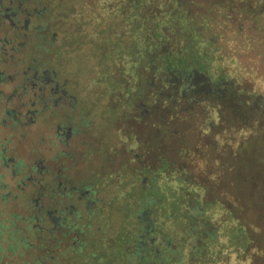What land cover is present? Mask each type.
<instances>
[{"label": "trees", "instance_id": "16d2710c", "mask_svg": "<svg viewBox=\"0 0 264 264\" xmlns=\"http://www.w3.org/2000/svg\"><path fill=\"white\" fill-rule=\"evenodd\" d=\"M43 1L39 0V5ZM49 1L39 7V12L43 13V21L47 17L44 22L54 42L47 46L38 42L35 48L42 55L49 53L61 58L67 44L74 48L88 46L95 69L88 83L97 88L87 107L91 123L104 127L116 119L118 112H130L153 86L152 79L147 80L150 74H193L203 77L214 90L220 88V98L227 97L230 90L221 88L229 85H235L239 95H244L242 84L253 86L247 96L255 101L248 108L256 120L253 125L243 122L237 130L240 143L259 138L264 147V0H236L240 5L238 11L237 4L231 5L229 0L224 8L212 3L207 14L192 11L191 6L178 0ZM234 12H238L235 19ZM33 58L37 62L39 56ZM78 74L80 69L75 75ZM110 101L115 103L113 109ZM239 102L236 103L242 106L243 101ZM94 107L100 113L93 117ZM150 172L153 171L121 170L117 175L108 173L97 178L94 184L100 197L95 219H99L101 226L99 230L83 232L80 239L85 242L84 247L79 253L74 252L75 247L67 250L65 261H61V254L41 251L42 238L46 241L50 231L40 220H33L32 214L22 220L15 213H6L8 220L0 214V261L7 258L9 262L5 264H264V242L253 235L255 228L245 224L233 202L208 200L205 188L191 178L187 168H171L164 162L152 177ZM110 182L111 194L105 189ZM14 196L6 195L0 187L4 215L5 204L14 201ZM19 218L23 231L15 226ZM4 233L13 241L6 244V250L2 247ZM28 250L31 255L25 259Z\"/></svg>", "mask_w": 264, "mask_h": 264}, {"label": "rangeland", "instance_id": "374dc122", "mask_svg": "<svg viewBox=\"0 0 264 264\" xmlns=\"http://www.w3.org/2000/svg\"><path fill=\"white\" fill-rule=\"evenodd\" d=\"M178 1L191 6L192 11L206 13L212 9L210 4L214 3L217 8H224V3L228 0ZM49 2L45 0L39 5V0H26L23 2V7L40 9L41 5H48ZM229 4L234 6L237 4L238 11L240 7L238 1L229 0ZM232 15L235 19L238 12ZM45 20L48 21L47 17ZM40 24L41 26L45 24L44 29L48 33V39L46 38L41 45L47 46L46 42L51 36L48 24L43 20L34 19L29 24V29ZM4 27L7 28V25ZM39 34L41 33L38 32L37 35ZM5 38L9 39V36L0 31V46ZM18 41L21 43V40ZM35 47H38V40L32 38V42L27 43L26 46L18 45V49L13 54L7 46L3 47L6 49V54H0V72L8 82V85L0 87L4 90V94L0 95V151L4 150L6 157H14L22 167L24 166L19 177L14 181L7 171L4 172L1 181L8 183L12 193L18 196L14 201L5 204V215L2 213L3 206L0 207L3 219H9L10 216L8 217L6 213H15L22 220L31 213L29 207L33 206L36 200L40 204H47L50 201L49 188L43 187L46 181L44 175L34 174L36 177L33 183L25 178L31 173L30 168L33 165L59 173L56 182L62 181L69 190L88 185L91 174L102 175L110 172L117 175L121 170L133 173L139 169H149L154 172L162 163L167 162L171 168H187L191 178L205 188L208 200L228 204L233 202L245 224L255 228L256 232L253 235L264 242V180L262 178L264 147H261L263 140L251 138L246 144H242L238 132L243 122L253 125L256 120L252 116L251 109L248 108L255 101L247 96L252 90L251 84L241 85L244 95H239L235 85L221 88L230 92L226 98H220V88L214 90L203 77L196 76L197 91L186 83L181 86L179 95L176 83L181 76L180 73H160L153 79L156 92H160L157 105H154L152 100L154 90L150 89L137 101L130 112H118L116 119L109 122V125L97 128L92 122L85 127L78 124L80 118L78 108H74L71 113L68 112L67 101L63 107L67 113L58 112L50 115L49 106L44 109L43 103L32 105L36 99L34 97L36 90L29 88L24 94L21 90H17L15 94L13 90L21 85L23 71L26 70L25 66L29 59L38 55L40 61H49L47 65L54 67L57 80L64 83L65 88L71 89L73 82L79 83V88L71 91V94L87 109L91 104V97L97 90L91 85L92 83H88V79L95 74L88 46L84 44L74 48L67 44L62 49L61 58L47 53L42 55ZM11 54L12 58H10ZM79 69L80 74L75 75ZM152 78L150 74L147 80ZM174 84L175 86H172ZM239 100L243 101L242 106L236 103H240ZM109 106L112 108L115 103L110 101ZM234 108L236 112L233 111ZM9 109L21 110L22 114L12 121L5 113L10 111ZM35 109L38 113L34 122L25 121V111ZM99 113V108H92L93 117ZM109 114L111 115L110 111ZM82 115L83 119L87 118L86 114ZM68 116L71 117V121L67 122V127L76 125L78 132L64 146H60L54 138L55 124L64 121L63 117L67 119ZM217 116L219 120L217 118L216 121ZM210 122L212 123L208 126ZM50 141L55 146L49 148ZM62 152L65 155L57 156ZM257 163L263 167L260 168ZM0 171H2L1 167ZM153 172L149 173L150 177L153 176ZM18 179L22 182L21 187L25 188L24 191L14 190ZM105 189L111 194L112 183L110 182V187L106 186ZM58 203L57 199L51 207H59ZM15 226L23 231L24 225L20 218L16 220ZM44 239L43 237L41 251L61 254V261H65V249L68 244L55 245V238L46 241ZM34 241L38 243L37 240ZM7 243L13 241H9L4 233L3 249L7 247ZM28 252L30 250L24 255L25 259L31 255ZM5 254L6 252H3V255ZM7 262H9L7 258H2L0 264Z\"/></svg>", "mask_w": 264, "mask_h": 264}, {"label": "flooded vegetation", "instance_id": "af4514ba", "mask_svg": "<svg viewBox=\"0 0 264 264\" xmlns=\"http://www.w3.org/2000/svg\"><path fill=\"white\" fill-rule=\"evenodd\" d=\"M24 1L26 0H15V2L14 0H0V31H2L6 36H9V39L5 38L3 41H1L4 43L2 46H0V54H6V49L3 48L4 46H7L8 50L13 54V52H16L18 49V45L26 46L27 43L32 42V38H35V40L37 38L40 44H42L47 38L48 33L45 32L46 30L44 29V25H36L33 27V29H29V24L33 22L34 19L38 21L42 20L41 15L43 13L39 12L40 9L38 8H24ZM5 25H7V28L4 27ZM38 32L41 34L37 35ZM53 37L54 36L52 35L50 36V40L48 41L49 43L54 42ZM18 40H21V43H19L20 41ZM12 54L10 55V58H12ZM33 57L29 59L25 66L26 70L23 71L21 85H19L17 89L13 90V92L16 94L17 90H21V93L24 94L29 88L36 90L34 96L36 99L32 105L36 103H43L44 109H47L49 106L51 110L50 115H53V113L58 114V112H66L63 107L67 101L69 107L68 112L71 113V111L75 110L74 108H78L79 110L80 118L78 124L85 127L89 126L91 123L90 120L87 118L83 119L82 115L86 114L85 112L88 110L85 108L84 112V107L82 106V108L80 106L81 101L71 94V91L73 92V90H77L79 88V83L73 82L71 89L65 88L64 83H61L57 80L54 67L52 68V66L47 65L49 64V61H40L37 59L38 61L36 62V60H33ZM156 73L157 75L154 74V76L152 74L153 78L151 80V84H153V86L150 87L152 91L154 90V96L152 95L154 105H157L160 95L159 91L156 92L155 82L153 81V79L157 78L159 75L158 71ZM180 75L181 76L176 83V86H178L179 95L181 86L186 83L194 87L196 90V76L190 75L186 77L181 73ZM5 85H8V82H6L3 74L0 72V87ZM172 86H175V84ZM150 89L148 91H150ZM158 89H160V87ZM1 94H4L3 88L0 89V95ZM141 97L143 98V95ZM20 111L21 110L18 109H12L10 111H6L5 113L6 116L13 121L19 114H22ZM37 113L38 110L36 109L25 111V121L33 123ZM90 114L91 113L87 112L86 116L89 118L88 115ZM63 118H65L64 121H59L57 124H55V130L53 132L54 138L60 146H64L67 141L78 132V129L75 128L76 125L67 127V122L71 121V117L68 116L67 119L66 117ZM16 121L19 120L16 119ZM97 128H99V126H97ZM50 143L51 146L49 148L54 145L52 141H50ZM63 154L65 155L63 152L58 153L57 156ZM0 167L2 168V171H0V187L6 192V195H8L12 193V190L8 187V183L1 181L5 175L4 172L7 171L11 180L14 181L19 177V173L24 168V166L22 167V164L15 160L14 157H6L5 151L2 150L0 151ZM38 167L39 166L37 165H33V167L30 168L31 173L25 178L33 183L36 177L34 174L38 173L39 175H44L46 177V181L43 187L49 188L48 198L50 201L47 204H40L36 200L33 206H30L31 209L29 207V211L31 212L30 214H32L33 220L37 222L40 220L44 227H46L45 229L50 231L51 235H47L48 240L55 238V245L68 244L67 248L65 249L66 253L67 250H72L74 247L77 250L74 252L79 253V251H81L85 245V242L80 239V236H82L83 232L93 230L96 231L99 230L101 226L99 219H95V213H97L96 204L98 198L100 197V191L96 189L94 182L99 176H104L110 172L102 175L91 174L88 185L78 188H70L68 190L69 187L64 185L62 181L56 182L59 173L56 174L52 172V170L49 171L46 169V167ZM55 182L56 185L54 186ZM21 184L22 182L18 179L15 182L14 190H19V192L24 191L25 188H22ZM17 196L18 195L14 196V198L17 199ZM57 199L59 201V207H51L54 205V201H57ZM36 231L38 232L39 229H36ZM21 236L24 237V235ZM72 255L74 254L71 253V256Z\"/></svg>", "mask_w": 264, "mask_h": 264}]
</instances>
